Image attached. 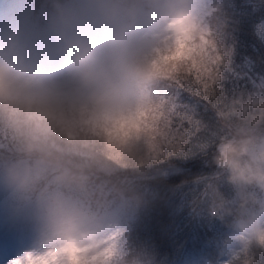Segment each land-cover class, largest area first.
I'll return each instance as SVG.
<instances>
[{
    "label": "clouds",
    "instance_id": "9594fccd",
    "mask_svg": "<svg viewBox=\"0 0 264 264\" xmlns=\"http://www.w3.org/2000/svg\"><path fill=\"white\" fill-rule=\"evenodd\" d=\"M48 3L52 46L30 47L15 19L0 26V181L44 225L33 264H111L114 250L98 254L148 203L157 91L199 51L206 0ZM219 117L213 161L239 199L217 191L210 211H235L245 243L264 249V97Z\"/></svg>",
    "mask_w": 264,
    "mask_h": 264
},
{
    "label": "trees",
    "instance_id": "16d2710c",
    "mask_svg": "<svg viewBox=\"0 0 264 264\" xmlns=\"http://www.w3.org/2000/svg\"><path fill=\"white\" fill-rule=\"evenodd\" d=\"M31 2L36 14L33 20L42 23L50 10L48 0ZM206 5V20L213 21L207 26L226 57L220 81L224 104L253 99L255 85L261 87L257 97H264V41L260 39L264 35V0H206ZM185 99L193 104L202 130L187 155L177 154L147 165L144 184L148 203L138 214L118 223L120 234L111 264H137L134 261L142 259L138 255L132 258V251L140 249L145 258L153 256L158 264H182L183 255L213 254L225 241L236 245L232 240L237 230L235 211L221 215L210 211L217 191L233 208L239 199L226 173L222 175L213 161L216 143L224 132L219 111L196 98L188 100L187 94ZM7 144L0 136V145ZM213 264H264V249L251 247L229 261L219 259Z\"/></svg>",
    "mask_w": 264,
    "mask_h": 264
},
{
    "label": "snow or ice",
    "instance_id": "6c2138e0",
    "mask_svg": "<svg viewBox=\"0 0 264 264\" xmlns=\"http://www.w3.org/2000/svg\"><path fill=\"white\" fill-rule=\"evenodd\" d=\"M191 62L186 63L174 75L164 78L156 98L155 122L150 130L148 146L150 162L165 160L173 155H187L192 147L193 139L202 130V123L197 119L193 104L186 102L196 98L215 107L219 112L225 107L222 99L220 81L226 57L220 52L213 32L207 28L201 36V43ZM6 138V137H5ZM116 237L112 236L115 241ZM114 244L105 249L106 259L113 255ZM32 254L14 260L12 264H33ZM94 257L93 259H96Z\"/></svg>",
    "mask_w": 264,
    "mask_h": 264
},
{
    "label": "rangeland",
    "instance_id": "374dc122",
    "mask_svg": "<svg viewBox=\"0 0 264 264\" xmlns=\"http://www.w3.org/2000/svg\"><path fill=\"white\" fill-rule=\"evenodd\" d=\"M48 11L50 13V10ZM49 13H47L45 20L40 23L33 20L36 14L34 3L31 0H0V26H4L10 18L15 19L22 27L24 39L30 47L44 49L47 46L54 45V36L48 28ZM206 22L207 24L213 23L210 19H207ZM255 39L259 41L257 36ZM260 39L264 41V35H261ZM260 88V85L252 87L253 94L251 95H254V98L257 97ZM258 196L264 198V193H260ZM229 201L230 203L232 202L230 199ZM117 225L111 231V235L115 237L120 234ZM44 238V225L38 218L34 204L25 201L18 193L8 189L0 181V264H12L14 260L23 258L30 253L42 251ZM237 238L239 239L237 240ZM232 240L236 243L234 247H232L231 243L225 241L222 246L221 243L218 245L220 249H216L213 254L207 255L200 252H192L188 256L183 255L179 262L182 264H213L219 259L229 261L241 251L257 247L245 243L239 228H237ZM116 244L115 239L114 248ZM236 246L240 247L237 248ZM132 252L134 256L132 258H136V255H138L142 261H146V264H158L157 260H152L153 256L145 258V253L142 249ZM177 258L176 261H178ZM121 259L122 257L118 258V260ZM142 261L134 262L140 264Z\"/></svg>",
    "mask_w": 264,
    "mask_h": 264
}]
</instances>
